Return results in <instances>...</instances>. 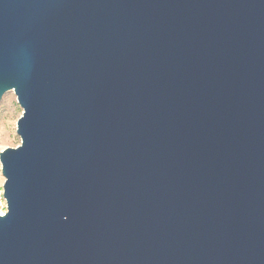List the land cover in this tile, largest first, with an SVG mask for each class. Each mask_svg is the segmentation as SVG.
Here are the masks:
<instances>
[{
	"label": "water",
	"instance_id": "95a60500",
	"mask_svg": "<svg viewBox=\"0 0 264 264\" xmlns=\"http://www.w3.org/2000/svg\"><path fill=\"white\" fill-rule=\"evenodd\" d=\"M0 264H264V0H0Z\"/></svg>",
	"mask_w": 264,
	"mask_h": 264
},
{
	"label": "rangeland",
	"instance_id": "374dc122",
	"mask_svg": "<svg viewBox=\"0 0 264 264\" xmlns=\"http://www.w3.org/2000/svg\"><path fill=\"white\" fill-rule=\"evenodd\" d=\"M23 111L15 92L5 93L0 103V152L8 147H17L21 144V137L17 132V122L23 115ZM0 178H4L1 162Z\"/></svg>",
	"mask_w": 264,
	"mask_h": 264
},
{
	"label": "built area",
	"instance_id": "2783aa9c",
	"mask_svg": "<svg viewBox=\"0 0 264 264\" xmlns=\"http://www.w3.org/2000/svg\"><path fill=\"white\" fill-rule=\"evenodd\" d=\"M4 183H5V178H0V215H5L8 211L7 199L3 195Z\"/></svg>",
	"mask_w": 264,
	"mask_h": 264
}]
</instances>
